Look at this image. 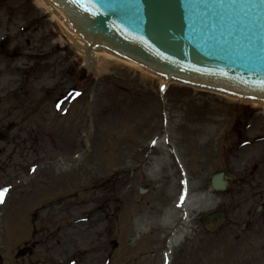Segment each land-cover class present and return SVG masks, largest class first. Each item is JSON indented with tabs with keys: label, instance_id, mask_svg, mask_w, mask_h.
Here are the masks:
<instances>
[{
	"label": "rangeland",
	"instance_id": "rangeland-1",
	"mask_svg": "<svg viewBox=\"0 0 264 264\" xmlns=\"http://www.w3.org/2000/svg\"><path fill=\"white\" fill-rule=\"evenodd\" d=\"M36 2L0 0L12 49L0 55V127L14 140L0 143V264H66L75 251L80 264L89 247L100 259L82 264H264V109L192 86L161 93L158 78L123 64L88 70ZM218 172L220 193L209 189ZM197 194L210 197L192 202L188 223L175 214L186 231L169 249L164 212ZM215 211L225 221L211 232L201 218Z\"/></svg>",
	"mask_w": 264,
	"mask_h": 264
},
{
	"label": "water",
	"instance_id": "water-1",
	"mask_svg": "<svg viewBox=\"0 0 264 264\" xmlns=\"http://www.w3.org/2000/svg\"><path fill=\"white\" fill-rule=\"evenodd\" d=\"M56 1L91 42L103 37L153 69L192 82L264 95V0ZM225 186L223 173L211 178L212 190ZM212 219L215 228L223 214L203 224Z\"/></svg>",
	"mask_w": 264,
	"mask_h": 264
},
{
	"label": "bare ground",
	"instance_id": "bare-ground-1",
	"mask_svg": "<svg viewBox=\"0 0 264 264\" xmlns=\"http://www.w3.org/2000/svg\"><path fill=\"white\" fill-rule=\"evenodd\" d=\"M36 1H37L36 5L38 6V8L41 9L43 12L49 14L51 17V20L57 24L61 34L66 39V41H68L69 44L71 43L70 45L72 47H75V48L77 47V50H78L79 54L81 55L83 62H84V65L87 69L94 70L96 68L100 71V70H105L107 67L111 66L112 64H123L127 67H130V68L133 67L134 69H140L138 66L131 64L129 62H124V61H122V60H120V59L116 58L115 56H112L108 53H104V52L98 53L97 51H93V50L91 51L89 48H87L85 46V44L82 42L81 39L76 40V38H77L76 36H74V35L71 36V30L69 29V26L67 24H65L63 19L60 18V16L58 15V11H60V10L56 9L47 0H36ZM146 74H148V73L146 72ZM161 82H162V84H165L166 80L161 79ZM229 99H231L233 101H238L240 103H248V104L252 105L253 107L264 108V102H262V101L249 100V99H246L243 97H237V96H229ZM155 150H156V148H154V151ZM154 151H153V153H154ZM162 162L166 164V169H169L170 164L168 163L166 156L164 157V160ZM158 166H160V163ZM209 197H210L209 194H197L196 196L188 195L187 197H185L186 198L185 202H183V204H184L183 207H184L185 211L187 212V217H186L185 223L189 222L188 217H190L189 215L193 211L192 210V202L195 200V204H197L198 200H208ZM196 209H198V207ZM42 211H44V210H41L40 215L42 216L43 219H45V217H46L45 211L46 210L43 213H42ZM177 211H178L177 208L171 209V210L170 209L166 210L164 212V217L162 220L163 225L172 222L174 220V217H175L174 213H177ZM82 222L83 221H80L81 224H78L77 222H72L71 225H69L67 227V229L65 230V233L70 234L71 232H75V229L78 226H80V229L84 228L85 225ZM167 225H165V226H167ZM79 230H77V231H79ZM184 233H185L184 229L175 231L173 233L172 237L169 239L168 246L170 248L175 246L182 239ZM78 238L79 239L83 238V235H79ZM86 253H95L96 256L100 259V256L98 255L99 251L94 250L93 248L89 247L88 249H86V248L82 249L81 258H80V260L82 262H87V261L91 260V259L85 258L84 255ZM55 258H57L56 255H55ZM51 264H58L57 260Z\"/></svg>",
	"mask_w": 264,
	"mask_h": 264
},
{
	"label": "flooded vegetation",
	"instance_id": "flooded-vegetation-1",
	"mask_svg": "<svg viewBox=\"0 0 264 264\" xmlns=\"http://www.w3.org/2000/svg\"><path fill=\"white\" fill-rule=\"evenodd\" d=\"M5 53H9V50H6ZM14 141V140H13ZM14 154V148L12 149L11 156Z\"/></svg>",
	"mask_w": 264,
	"mask_h": 264
},
{
	"label": "snow or ice",
	"instance_id": "snow-or-ice-1",
	"mask_svg": "<svg viewBox=\"0 0 264 264\" xmlns=\"http://www.w3.org/2000/svg\"><path fill=\"white\" fill-rule=\"evenodd\" d=\"M0 195H2V191H0Z\"/></svg>",
	"mask_w": 264,
	"mask_h": 264
}]
</instances>
